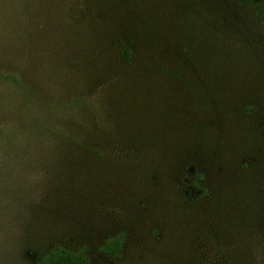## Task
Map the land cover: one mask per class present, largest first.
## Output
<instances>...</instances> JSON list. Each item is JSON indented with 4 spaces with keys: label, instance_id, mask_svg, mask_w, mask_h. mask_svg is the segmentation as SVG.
I'll return each mask as SVG.
<instances>
[{
    "label": "rangeland",
    "instance_id": "374dc122",
    "mask_svg": "<svg viewBox=\"0 0 264 264\" xmlns=\"http://www.w3.org/2000/svg\"><path fill=\"white\" fill-rule=\"evenodd\" d=\"M263 19L264 1L0 0V264L55 244L264 264Z\"/></svg>",
    "mask_w": 264,
    "mask_h": 264
},
{
    "label": "trees",
    "instance_id": "16d2710c",
    "mask_svg": "<svg viewBox=\"0 0 264 264\" xmlns=\"http://www.w3.org/2000/svg\"><path fill=\"white\" fill-rule=\"evenodd\" d=\"M244 3L249 5H256L264 0H241ZM264 23V19H263ZM23 84L24 88L26 87L25 82L18 80ZM264 130V124H263ZM73 133L75 138L74 148L78 151L88 152V146L90 141L86 139L78 130L70 131ZM58 146L64 144L65 147L62 150L73 151V146H69L62 139L56 140ZM202 175L200 173H189L183 171L181 178L178 183V190L181 197L189 202H195L199 197L205 194V189L201 186L200 182ZM124 239L123 236L118 234L107 238L104 244L101 246V250L105 253H108L112 256H119L123 247ZM35 264H90L89 258L86 254L78 251H73L64 247L61 244L52 245L45 253L40 255Z\"/></svg>",
    "mask_w": 264,
    "mask_h": 264
}]
</instances>
